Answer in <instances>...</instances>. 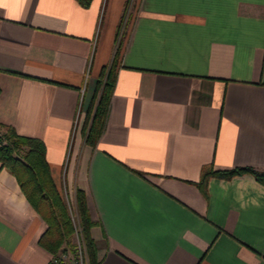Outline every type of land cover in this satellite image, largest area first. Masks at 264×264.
<instances>
[{"label":"crops","instance_id":"obj_1","mask_svg":"<svg viewBox=\"0 0 264 264\" xmlns=\"http://www.w3.org/2000/svg\"><path fill=\"white\" fill-rule=\"evenodd\" d=\"M0 122L84 191L98 264H264V183L199 182L264 168V0H0ZM45 228L0 163V264H48Z\"/></svg>","mask_w":264,"mask_h":264},{"label":"trees","instance_id":"obj_2","mask_svg":"<svg viewBox=\"0 0 264 264\" xmlns=\"http://www.w3.org/2000/svg\"><path fill=\"white\" fill-rule=\"evenodd\" d=\"M81 1L86 4L89 0ZM111 66L97 88L91 107L87 109L84 125V139L87 142L96 141L104 124L112 87ZM0 163L15 176L29 203L46 222V228L39 236L40 244L51 253L67 246L73 247L72 238L76 230L83 240L88 264H98L95 240L90 231L93 220L87 209L85 193L76 187L74 210L68 207L50 173L43 140L35 135L19 133L12 125L0 122ZM245 171L253 173L264 183V168L250 165L217 168L211 164L202 169L199 182L205 183L210 175L230 177Z\"/></svg>","mask_w":264,"mask_h":264},{"label":"built area","instance_id":"obj_3","mask_svg":"<svg viewBox=\"0 0 264 264\" xmlns=\"http://www.w3.org/2000/svg\"><path fill=\"white\" fill-rule=\"evenodd\" d=\"M72 240L73 247L67 246L52 253L48 264H88L85 246L78 231L75 230Z\"/></svg>","mask_w":264,"mask_h":264},{"label":"rangeland","instance_id":"obj_4","mask_svg":"<svg viewBox=\"0 0 264 264\" xmlns=\"http://www.w3.org/2000/svg\"><path fill=\"white\" fill-rule=\"evenodd\" d=\"M127 20V19H126ZM61 193L63 194L64 199L66 200V202L68 203V207L71 208L72 210H74V201H73V197L70 196L68 194L67 189L63 186V183L60 184L59 187Z\"/></svg>","mask_w":264,"mask_h":264}]
</instances>
